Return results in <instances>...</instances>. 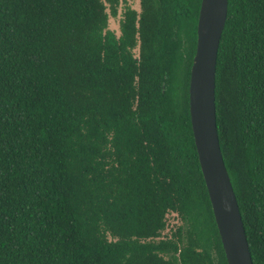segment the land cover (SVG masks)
<instances>
[{
	"label": "trees",
	"instance_id": "16d2710c",
	"mask_svg": "<svg viewBox=\"0 0 264 264\" xmlns=\"http://www.w3.org/2000/svg\"><path fill=\"white\" fill-rule=\"evenodd\" d=\"M120 2L0 0V264H229L190 111L202 0H140L118 36ZM216 112L264 264V0H229Z\"/></svg>",
	"mask_w": 264,
	"mask_h": 264
},
{
	"label": "water",
	"instance_id": "95a60500",
	"mask_svg": "<svg viewBox=\"0 0 264 264\" xmlns=\"http://www.w3.org/2000/svg\"><path fill=\"white\" fill-rule=\"evenodd\" d=\"M228 8L229 0H202L191 72L190 111L200 164L228 263L254 264L217 128L216 71Z\"/></svg>",
	"mask_w": 264,
	"mask_h": 264
},
{
	"label": "rangeland",
	"instance_id": "374dc122",
	"mask_svg": "<svg viewBox=\"0 0 264 264\" xmlns=\"http://www.w3.org/2000/svg\"><path fill=\"white\" fill-rule=\"evenodd\" d=\"M127 6L140 12V0H121L118 16L116 18L111 17L109 22V28L114 31L118 36H120V22L123 17V13ZM170 226L178 223V220L174 216H170ZM176 226V225H175Z\"/></svg>",
	"mask_w": 264,
	"mask_h": 264
}]
</instances>
